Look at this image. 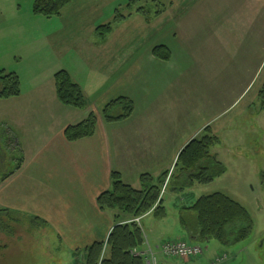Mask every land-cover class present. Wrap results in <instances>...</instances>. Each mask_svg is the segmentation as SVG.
<instances>
[{"label":"rangeland","instance_id":"374dc122","mask_svg":"<svg viewBox=\"0 0 264 264\" xmlns=\"http://www.w3.org/2000/svg\"><path fill=\"white\" fill-rule=\"evenodd\" d=\"M32 9L33 0H0V69L15 70L21 83L41 76L61 56L69 58L76 47L100 41L95 29L108 22L113 26L109 45L145 47L161 39L156 46L173 50L185 102L194 95L185 135L191 131L199 138L210 126L219 139L211 153L225 172L183 189L173 178L162 195L166 215L151 214L144 221L145 241L151 221L156 220L154 236L169 241L196 227V212L180 213L178 207L221 192L248 210L250 237L230 245L212 237L195 240L201 254L171 257L169 264H264V0H72L54 17ZM9 129L0 127V177L17 163L6 150ZM35 219L14 221L1 214L0 264H87L72 254L61 230ZM221 256L224 260L217 261Z\"/></svg>","mask_w":264,"mask_h":264},{"label":"crops","instance_id":"0c3cea01","mask_svg":"<svg viewBox=\"0 0 264 264\" xmlns=\"http://www.w3.org/2000/svg\"><path fill=\"white\" fill-rule=\"evenodd\" d=\"M109 35L104 41L76 47L69 58L56 49L62 59L48 65L41 76L21 83L19 96L0 99V127L11 128L6 132L24 156L19 170L0 178V209H7L14 221L20 216L37 217L36 221L55 225L72 254L83 261L87 247L106 240L115 225L112 214L97 202L110 188L112 172H120L125 182L140 188L142 174L158 177L171 171L194 137L193 132H184V120L194 111V95L189 93L185 102L173 50L172 58L163 60L153 54L154 46L164 43L161 39L145 47L117 46L109 45ZM59 70L68 71L81 86L88 101L84 109L59 101L55 85ZM120 96L131 98L135 111L126 120L107 122L103 108ZM196 103L198 111V99ZM91 112L98 118L95 134L68 141L65 129ZM178 208L183 213L187 207ZM151 214L140 218L142 228ZM155 223L150 222L151 237L139 250L147 253L151 247L161 255V246L170 241L154 236ZM184 235L171 241L185 239ZM160 255L159 264H169L171 257Z\"/></svg>","mask_w":264,"mask_h":264},{"label":"trees","instance_id":"16d2710c","mask_svg":"<svg viewBox=\"0 0 264 264\" xmlns=\"http://www.w3.org/2000/svg\"><path fill=\"white\" fill-rule=\"evenodd\" d=\"M72 0H33V13L45 17L59 16L63 9ZM144 14V9H139ZM145 15V14H144ZM121 18H116L120 20ZM113 30L112 23L100 25L96 33L101 40H106ZM153 54L163 60H170L171 50L165 45L153 48ZM56 93L59 101L67 106L84 109L87 98L81 86L75 82L66 70H59L55 74ZM264 91V90H263ZM21 93V80L16 72H7L0 69V99L19 96ZM135 111L134 101L126 96H120L108 102L103 108V116L107 122H119L130 118ZM98 118L91 112L85 119L77 124L69 125L65 129L68 141H76L95 134ZM201 137L190 140L180 152L174 171H164L157 179L150 174L140 176L142 187L137 188L125 182L120 172L111 174V186L102 192L97 202L101 209L112 214L115 225L106 240L95 241L87 247V264H146L145 258L134 254L145 244V233L136 218L143 217L149 212L156 215H166L163 205V185L173 178L175 183L183 189L194 186L195 183H208L216 176L225 172L222 163L211 153V148L218 142V137L210 126L205 127ZM16 139L9 137L6 150L14 153ZM16 165L1 172L2 179H6L22 167L24 156L18 149ZM177 175L175 177V172ZM171 173V175H170ZM196 212L197 226L186 227V236L192 240L216 238L222 244L230 245L242 242L250 237L252 219L248 210L236 200L221 192H214L200 196L193 205L187 207ZM1 214L8 215L7 209H0V228L2 226ZM37 218V217H35ZM184 226L186 220L181 217ZM193 239V240H194Z\"/></svg>","mask_w":264,"mask_h":264},{"label":"built area","instance_id":"2783aa9c","mask_svg":"<svg viewBox=\"0 0 264 264\" xmlns=\"http://www.w3.org/2000/svg\"><path fill=\"white\" fill-rule=\"evenodd\" d=\"M137 220H139V218H137ZM160 250L166 256L185 259L199 255L203 252V249L200 245L189 243L185 239L166 242L161 246ZM133 252L136 256H143L145 258L146 264H159L158 255L154 250L151 249V247L149 248L147 253L141 252L137 249H135ZM223 259L224 257H219L217 258V261H221Z\"/></svg>","mask_w":264,"mask_h":264}]
</instances>
